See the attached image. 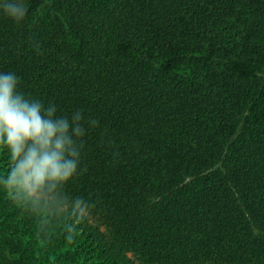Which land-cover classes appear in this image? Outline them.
Returning a JSON list of instances; mask_svg holds the SVG:
<instances>
[{
    "label": "trees",
    "instance_id": "trees-1",
    "mask_svg": "<svg viewBox=\"0 0 264 264\" xmlns=\"http://www.w3.org/2000/svg\"><path fill=\"white\" fill-rule=\"evenodd\" d=\"M26 3L0 72L85 135L47 206L0 193V264H264V0Z\"/></svg>",
    "mask_w": 264,
    "mask_h": 264
},
{
    "label": "clouds",
    "instance_id": "clouds-1",
    "mask_svg": "<svg viewBox=\"0 0 264 264\" xmlns=\"http://www.w3.org/2000/svg\"><path fill=\"white\" fill-rule=\"evenodd\" d=\"M0 13L19 24L28 5L26 0H0ZM19 88L15 73L0 72V151L10 161L7 172H0V193L20 204L47 206L53 190H62L79 172L83 118L60 116L55 107L26 97ZM75 207L88 209L84 200L75 201Z\"/></svg>",
    "mask_w": 264,
    "mask_h": 264
}]
</instances>
